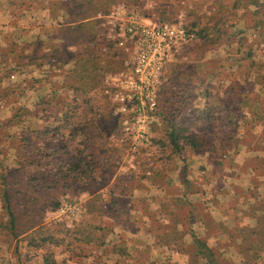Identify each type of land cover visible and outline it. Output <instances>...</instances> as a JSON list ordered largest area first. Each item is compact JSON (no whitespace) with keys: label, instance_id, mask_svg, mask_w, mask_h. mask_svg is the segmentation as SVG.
Segmentation results:
<instances>
[{"label":"crops","instance_id":"crops-1","mask_svg":"<svg viewBox=\"0 0 264 264\" xmlns=\"http://www.w3.org/2000/svg\"><path fill=\"white\" fill-rule=\"evenodd\" d=\"M221 1L215 0L217 5H221ZM230 1L227 11L230 31L238 29L236 32L244 30L256 33L261 20L262 23L264 21V8L263 11H254L256 20L248 23L245 14L249 12L240 6L239 1H256V6L261 7L264 0ZM0 2L7 6V17L11 19L10 26L0 28L5 32L14 29V32L4 33V39H0V65L32 64L29 59L33 56L27 51L42 47L45 36L43 27L37 26L40 21H36L33 28L23 24L20 28L16 25L19 18L14 14L20 11L25 18L32 16L42 19L43 15L52 18L50 9H46V14L45 7L22 6V0L18 5L16 0ZM212 26L215 28L218 25L213 23ZM13 49L19 53H13ZM219 59L213 56L205 60H211L210 65L216 66L217 63L222 64ZM256 62L260 64L258 59ZM220 77L217 73H208L200 76V79L215 84L223 81L224 78ZM5 80L8 82L3 84ZM232 80L254 82L250 88L241 91L239 107L225 105L220 108L217 101L222 93L215 86L205 92L201 99L203 102L198 106L200 111L207 110L209 104V112L226 113L227 122L222 127L228 129L223 141L217 135L210 138L203 148L184 145L181 156L174 153L168 154L167 159H159L161 167L156 163L159 169L154 172L155 167L151 169L148 164L143 163V167H139L138 155L132 160L128 154H121L108 169L93 167L83 140L76 144L80 140L69 135L71 124L61 126L60 123H48L40 118L34 122L28 119L46 111L37 97L41 93L37 94L33 104H22V80L14 84L8 76L0 74V174L16 172L13 175H18L22 172V198L26 206H35L39 202L40 196L45 193V189H42L44 182L49 186L46 191L62 192L65 197L75 199L85 208L84 214L77 219L81 222L73 224L81 225L87 231L82 236H74L67 248H62L56 242L59 248H55L52 258L63 257L67 264L72 262L69 260H73L74 264L84 263L80 261L81 258H89V262L84 264H208L190 246L193 238L197 237L213 247L217 255L239 257L241 261L238 263L242 264L244 254L236 247L241 239L235 230L258 225L260 217L264 215V71L256 75H235ZM27 81L24 79V82ZM41 89L36 91L40 92ZM70 97L76 98V93L72 91ZM19 113H22V121L18 119ZM239 113H242L240 118L237 116ZM214 126L217 127L218 123L215 122ZM238 127L242 131H237ZM59 130H65L62 131L65 134L60 135ZM43 136L47 137L44 139ZM29 139L34 140L32 148ZM62 144H66V150L73 155L70 162L55 167L53 155L62 154ZM76 145L78 147L75 148ZM76 155L82 156L84 167L74 172ZM143 157L144 162L151 160L147 153ZM48 158L51 161L46 160ZM42 169L47 172H38ZM148 169H151L150 174L144 172ZM77 172L84 175L86 172L89 184L97 185L95 188L91 184L84 185L79 189L77 194L80 200L71 193L74 183H69ZM6 191L8 194V188ZM0 192L4 190L0 189ZM7 201L3 196L5 208L9 204V196ZM0 203L2 207L1 196ZM103 204L107 207L103 208ZM95 208L101 212L97 223L91 216ZM32 214L25 215L27 220L33 218ZM4 225L3 222V229ZM34 229L35 226H32L24 231L22 241L28 244L30 236L28 238L26 235L34 233ZM195 256L196 260L191 259ZM261 257H264V251Z\"/></svg>","mask_w":264,"mask_h":264},{"label":"rangeland","instance_id":"rangeland-1","mask_svg":"<svg viewBox=\"0 0 264 264\" xmlns=\"http://www.w3.org/2000/svg\"><path fill=\"white\" fill-rule=\"evenodd\" d=\"M20 2L21 0H16V5ZM220 3L221 5H217L215 0H22V6L30 4L31 6L45 7L46 14V9H50L52 18L45 15L42 19H34L32 16L25 18L20 15V11L14 14L19 18L16 23L19 27L23 24L33 28L36 26L35 22L40 21L37 26L43 27L42 32L46 37L44 36L42 47L27 51L31 52V56H33L32 59H29L33 62H31L32 64H1L0 74L8 76L14 84L22 80V104L31 105L37 97L38 100H41L40 104L46 111L30 116L29 120L34 122L35 119H44L48 123L56 122L58 124L68 122L71 124L68 129L69 135L76 138L75 140H80L76 141V144L83 140L84 145L88 147V154L91 156L88 158L90 164L93 167L108 169L116 163L121 154H128V157L130 154L128 145H120L116 141V137L120 134L119 116L113 110L116 107L115 103L103 92L102 88L104 76L121 68L125 53L115 48L116 54L97 57L95 38L98 37L92 35L90 24L88 26L79 25L75 15L80 14L84 7H87L91 13L102 4L96 13H105L115 7L123 6L127 10H138L144 17L155 13V18L159 20L171 21L181 17L184 21L195 24L198 30L201 29L207 33L208 41L196 42L188 52L186 62L171 63L166 67L158 99L161 121L160 125L152 128L151 142L155 145L154 147H142L137 152L138 161H140L139 167L142 168V164L145 163L151 169L155 167V172L158 168L156 163H159V166L161 164L158 162L159 159L162 157L167 159V155L172 154L171 147L162 145L161 142L167 136L162 119L169 120L174 115L176 122L187 124L191 132L201 130L209 136V139L216 138L218 135V139L223 141L224 133L228 127L222 126L227 122V115L225 112H208L205 115L201 113L198 106L203 102L201 99L205 92L215 86L222 93L217 101L220 108L225 105L239 107L241 91L250 88L253 81L234 82L232 78L235 75L241 77L243 73L256 75L264 71V53H262L264 51V21L262 23L261 20V26H259L261 29L259 28L256 33L246 32L242 27H238L243 30L242 32H236L238 29L230 31V15L227 11L231 1L222 0ZM263 4L262 2L261 5ZM256 5H258L256 1L240 4L246 12H249L248 14L245 12V21L248 23L255 22L254 11L259 9L263 11L264 6L257 7ZM7 14H9L7 6L0 2V27L10 26L11 19L7 17ZM212 22L218 26L211 28ZM56 25H59L57 29ZM216 28L219 30L218 33H215ZM4 30L0 28V39H4V33L14 32V29H9L11 31L6 32ZM56 36L57 39H55ZM13 37L16 38L14 35ZM12 52L19 53L14 49ZM213 56L221 58L219 60H222V64L217 63L216 66H213L210 65L211 60H205ZM257 59L260 64L256 62ZM208 73H217L224 79L215 84L200 79V76ZM24 79L28 81L24 82ZM7 82L5 80L3 84ZM172 86H175V102L169 92ZM41 87L40 92L36 91ZM72 91L77 94L74 99L70 97ZM39 93L41 95L37 96ZM17 116L22 120V113ZM237 116L242 117V113ZM215 122L218 123L217 127L214 126ZM59 131H61L60 135L65 134L62 133L65 130ZM237 131H242V128L238 127ZM19 132L22 136V130ZM43 137L45 139L47 136ZM27 138L30 137L27 136ZM29 140V146L32 148L34 140ZM66 147V144H62V154L53 155L52 163L55 167L70 162L73 154L66 150ZM76 147L78 146L76 145ZM146 153L150 154L148 157L151 160L144 162L142 161L143 154ZM182 153L180 151L179 155L181 156ZM46 160L51 161L50 158ZM81 160L82 156L76 159L74 156V164ZM2 174L3 172H1ZM4 174L6 175L4 178L6 188L9 192V207L16 214L17 219L13 233L8 226L9 219L3 203V192H0L2 200V207L0 206V264H67L63 257L52 258L55 248H59L56 246V242L62 248H67L68 242L74 236H82L87 230L81 225L73 224V222L79 224L81 220L68 223L55 219L52 210L56 209L54 207L56 202L60 204L61 200L66 198L64 193H54V190L46 191L49 188L47 186L45 193L40 196L39 202L35 206H31L35 210L32 214L33 218L27 220L26 217H22V211H28L31 207L26 206L22 198V172H19L18 175H13L16 172H4ZM87 176L86 172L85 175L83 172H77L74 182H69L70 185L74 183V191L71 193L77 199H79L77 193L84 185L91 184L92 188L97 186L95 183L89 184ZM42 180L44 181L43 178ZM91 216H94V222L97 223L101 216L100 210L95 208ZM3 222L4 229L1 227ZM32 226H35L32 231L34 233L26 235L28 238L30 236L27 244L22 241L24 238L22 230L28 231ZM93 232L97 233L98 231L94 230ZM220 257L225 258L227 264H239L238 262L241 261L239 257L226 255H220ZM262 260L260 264H264V257ZM69 261H72L70 264H74L73 260ZM80 261L86 263L89 262V258H81ZM79 263L75 262V264Z\"/></svg>","mask_w":264,"mask_h":264},{"label":"built area","instance_id":"built-area-1","mask_svg":"<svg viewBox=\"0 0 264 264\" xmlns=\"http://www.w3.org/2000/svg\"><path fill=\"white\" fill-rule=\"evenodd\" d=\"M155 13L141 16L138 10L118 6L97 13L100 50L108 53L120 49L125 53L120 69L104 76L103 92L115 103L120 134L118 144L128 145L133 160L142 147L153 146L152 128L160 125L159 95L163 74L171 63H183L194 47L198 35L179 17L159 20ZM175 86L171 87L174 99ZM150 154H147L149 156ZM150 174L151 169L145 170ZM85 208L78 201L63 198L52 210L57 221L72 223Z\"/></svg>","mask_w":264,"mask_h":264},{"label":"trees","instance_id":"trees-1","mask_svg":"<svg viewBox=\"0 0 264 264\" xmlns=\"http://www.w3.org/2000/svg\"><path fill=\"white\" fill-rule=\"evenodd\" d=\"M239 2H240V4L246 3L245 1H243V2L239 1ZM101 6H102V4L99 5V7L97 9H94L93 12H91V13L87 9V7H84V9H82L80 14L78 13V14H76L77 16L75 15V17L77 18V21L80 23L79 25H82V26L87 25L88 26V24H90L92 35H95V37H98V38H95L96 49L98 52L97 57L102 56V55H108V54L113 55V54L117 53L116 52L117 50H114V49H112L108 53H103L100 50V45L102 44L103 40L99 36V32H98L99 29L97 26L99 23V19L96 18V14H97L96 12L98 11V9ZM186 23H187L188 27L190 29H192L193 31H195L196 34L198 35V40H197L198 43L201 41H208L207 40L208 39L207 33H205L204 30H201V29L198 30L196 28L195 24L188 23V22H186ZM212 28H213V26H212ZM218 32H219V30L216 28L215 33H218ZM215 39H217V36H215ZM93 81L98 82L96 79H93ZM169 92L173 95V91H171V89L169 90ZM172 95H171V97H172L173 101L175 102L174 96H172ZM76 96H77V94H76ZM208 99H209V97H208ZM206 108H207V110H204V109L201 110V113L203 115H205L209 112V110L211 109V106L208 104ZM71 111H72V108H71ZM20 121H22V120H20ZM67 124H69V123L68 122L60 123L61 126H66ZM162 125L164 126L166 134H167V136L164 138L166 141L165 140L161 141L162 145H169L171 147L170 152L172 154L179 153L181 151V149L184 147V145H191L192 147L203 148L204 146L207 145V142L210 141V139L208 138L209 136H207V134L203 133V131L198 130V131L193 133L190 131L187 124H184V123L179 124L178 122H176L174 115L171 116V119H169V120H163L162 119ZM120 145H123V144H120ZM124 145H126V144H124ZM81 161H78L77 164H74V169H73L74 172H76L80 168L84 167L83 162H81ZM43 167H44V165H43ZM79 171H81V170H79ZM38 172H47V171L42 169L41 171H38ZM74 178H75V176L72 178V181ZM47 186L48 185H45L43 182L42 189L46 190ZM0 189L4 190V192H3L4 201L7 203L8 202L7 201L8 194L6 191V189H7L6 188V180L4 179L3 174L2 175L0 174ZM29 206L31 207L32 205H29ZM58 206H59V202H56L54 207L57 208ZM103 206H104V204L102 205V207ZM106 207L107 206H104L103 208H106ZM6 208H7V213L9 216L8 226L11 229V231L13 232V228H14V225H15V222L17 219L16 214L10 209L9 204L7 205ZM29 211L31 212L30 214H28ZM34 212H35V210H33V208L31 207L30 210H28V211H25V210L22 211V214H23L22 217H26L25 215L30 216ZM235 231H236L235 234L240 236V239H241L240 242L236 244V247H238L242 251V253L244 254L243 258H242V264H260V263H262L263 260L261 257V253L264 251V215L260 217V221H259L258 225L253 226V227H248V226L239 227ZM23 232L24 231L22 230V233ZM190 246L192 247L194 252L199 253L200 256L203 257L207 261L208 264H227V260L225 258L220 257V255H217L218 252H216L213 247L208 246L206 241H204L200 238L194 237ZM192 249H190V251ZM191 259L196 260L197 257L196 258L192 257ZM47 262H48V260H47Z\"/></svg>","mask_w":264,"mask_h":264}]
</instances>
